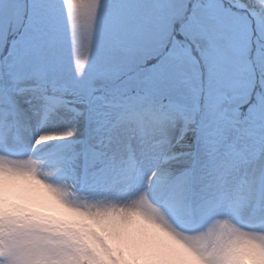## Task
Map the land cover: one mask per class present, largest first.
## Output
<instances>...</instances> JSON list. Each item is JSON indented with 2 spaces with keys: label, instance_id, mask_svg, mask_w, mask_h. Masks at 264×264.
Instances as JSON below:
<instances>
[{
  "label": "snow or ice",
  "instance_id": "6c2138e0",
  "mask_svg": "<svg viewBox=\"0 0 264 264\" xmlns=\"http://www.w3.org/2000/svg\"><path fill=\"white\" fill-rule=\"evenodd\" d=\"M0 172V264H84L20 182L153 221L182 264H258L264 0H0Z\"/></svg>",
  "mask_w": 264,
  "mask_h": 264
},
{
  "label": "bare ground",
  "instance_id": "6f19581e",
  "mask_svg": "<svg viewBox=\"0 0 264 264\" xmlns=\"http://www.w3.org/2000/svg\"><path fill=\"white\" fill-rule=\"evenodd\" d=\"M4 175L0 172V201H4ZM12 195L14 198L20 197L23 204L34 205L38 210L49 215L58 216L62 211L51 203L43 192L30 187L26 182H20ZM79 216H81L79 222L86 224V228L78 231V234L95 236L108 251L113 250L114 246L121 245L137 257L143 255V264H182L180 257L183 246L163 227L149 219L133 217L132 214L123 212ZM136 245L139 246V250L135 248ZM258 256L264 264V251H260Z\"/></svg>",
  "mask_w": 264,
  "mask_h": 264
},
{
  "label": "rangeland",
  "instance_id": "374dc122",
  "mask_svg": "<svg viewBox=\"0 0 264 264\" xmlns=\"http://www.w3.org/2000/svg\"><path fill=\"white\" fill-rule=\"evenodd\" d=\"M17 203H22L20 197L14 198ZM4 201H0V207H2ZM21 206H24L23 203ZM36 213L42 216H50L46 212H42L38 209H34ZM78 216L72 221H66L62 216H55L54 220L47 225L46 227L62 232L72 241H74L80 249V253L84 258V264H143L144 256L137 257L136 254L129 253L123 246H114L113 250H106L103 246V243L96 238L95 236L89 237L83 233L78 234V231L85 229L86 224H81L80 218ZM14 223H24L29 217H13L10 218ZM139 246L136 245V249ZM143 248V247H142ZM261 252L264 250H260ZM260 251L258 253H260ZM258 264H262L259 260Z\"/></svg>",
  "mask_w": 264,
  "mask_h": 264
}]
</instances>
